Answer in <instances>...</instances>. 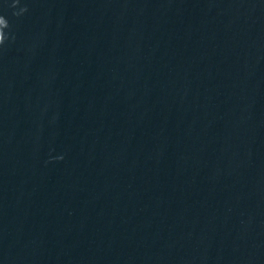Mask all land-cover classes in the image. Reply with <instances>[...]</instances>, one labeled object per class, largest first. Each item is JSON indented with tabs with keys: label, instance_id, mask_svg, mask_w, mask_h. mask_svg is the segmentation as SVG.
Instances as JSON below:
<instances>
[{
	"label": "water",
	"instance_id": "1",
	"mask_svg": "<svg viewBox=\"0 0 264 264\" xmlns=\"http://www.w3.org/2000/svg\"><path fill=\"white\" fill-rule=\"evenodd\" d=\"M0 264H264V0H0Z\"/></svg>",
	"mask_w": 264,
	"mask_h": 264
}]
</instances>
